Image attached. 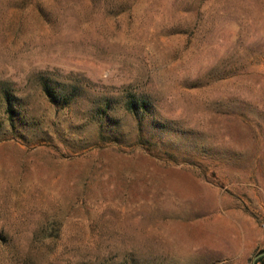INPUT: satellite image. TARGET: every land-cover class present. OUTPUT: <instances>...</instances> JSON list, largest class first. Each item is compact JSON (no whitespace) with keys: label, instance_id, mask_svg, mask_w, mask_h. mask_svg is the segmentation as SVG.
<instances>
[{"label":"rangeland","instance_id":"obj_1","mask_svg":"<svg viewBox=\"0 0 264 264\" xmlns=\"http://www.w3.org/2000/svg\"><path fill=\"white\" fill-rule=\"evenodd\" d=\"M0 125V264L262 255L264 0H0Z\"/></svg>","mask_w":264,"mask_h":264},{"label":"trees","instance_id":"obj_2","mask_svg":"<svg viewBox=\"0 0 264 264\" xmlns=\"http://www.w3.org/2000/svg\"><path fill=\"white\" fill-rule=\"evenodd\" d=\"M58 87H51L47 83H43V91L45 95L49 98V100L53 104H61L65 107L68 103V97H70V92L62 87L60 89V95L56 93L55 89L60 88ZM2 92V99L1 101L4 104V114L6 115L8 121V127L10 132L14 134H18L19 127L23 128L27 126L26 122L23 119L24 108L20 98H16L13 94H10L8 90H3ZM128 105L130 111L137 116L138 113H144L148 111V103L145 100H129ZM2 132V126L0 125V133ZM262 254L256 261V264H264V249L260 252Z\"/></svg>","mask_w":264,"mask_h":264},{"label":"water","instance_id":"obj_3","mask_svg":"<svg viewBox=\"0 0 264 264\" xmlns=\"http://www.w3.org/2000/svg\"><path fill=\"white\" fill-rule=\"evenodd\" d=\"M259 256H260V255H258V256H256V257L254 258V261H253L252 264H255V261H256V259H257Z\"/></svg>","mask_w":264,"mask_h":264}]
</instances>
